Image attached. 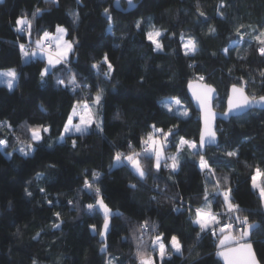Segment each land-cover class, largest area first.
Masks as SVG:
<instances>
[{
	"label": "trees",
	"instance_id": "1",
	"mask_svg": "<svg viewBox=\"0 0 264 264\" xmlns=\"http://www.w3.org/2000/svg\"><path fill=\"white\" fill-rule=\"evenodd\" d=\"M112 1L0 2V69L17 73L12 89L0 85V139L7 140L0 146V264H106L110 258L113 264H138V246L150 253L154 264H221L215 258L219 230L216 235L211 229L201 232L193 221L205 203L206 190L213 211L225 212L222 195L214 190L229 189L231 202L246 210L239 215L258 225L250 241L264 264V204L252 186L255 171L264 173V110L218 121V144L204 154L198 147H180L181 138L197 145L200 127L187 95L190 81L216 87L220 96L215 108L220 111L232 84L250 97L264 95V55L259 51L264 48V0H137L127 13L114 9ZM36 9L41 11L34 18ZM72 13L79 15L78 21ZM21 17L31 21L29 39L18 30ZM57 26L67 30L74 50L42 83L45 58L25 60L20 45L28 41L36 46L45 30L55 33ZM152 29L161 32L162 50H154L147 39ZM181 35L195 41L194 53L183 52ZM105 54L113 65L109 79L103 75L108 71L102 63ZM73 75L81 86L75 91L69 85ZM57 79L64 84L58 85ZM97 85L104 90L100 106L93 105ZM168 99H179L189 114L169 111L164 105ZM84 103L98 113L102 131L94 121L88 132L67 134L61 141L73 106ZM153 125L163 133L172 129L164 152L177 157L175 171L165 167V160L157 171L155 157L143 155L146 145L141 140L154 132ZM29 126L48 127L49 132L41 130L42 140L33 142ZM29 143L36 150L25 156L19 149L27 151ZM117 152L142 153L145 177L139 178L123 157L116 162ZM201 155L209 166L204 170ZM94 171L100 173L95 181ZM85 180L91 191L85 189ZM101 198L111 210L105 253L99 252L98 239L105 219L96 205ZM89 204L95 209L89 210ZM226 219L228 212L221 223ZM145 221L147 229H141ZM160 234L172 253L163 260L152 249V237ZM173 235L180 241L179 253L169 244Z\"/></svg>",
	"mask_w": 264,
	"mask_h": 264
},
{
	"label": "snow or ice",
	"instance_id": "2",
	"mask_svg": "<svg viewBox=\"0 0 264 264\" xmlns=\"http://www.w3.org/2000/svg\"><path fill=\"white\" fill-rule=\"evenodd\" d=\"M79 2V0H78ZM129 4H132V0H129ZM40 9H36L35 12H33V17L35 18V16L37 14L40 13ZM105 14L108 15V9H105ZM201 15H203V13H201ZM73 16V20L74 21H78L79 20V15L77 13H72ZM108 19L111 20V16L108 15ZM140 21H137V28L140 27ZM17 25H20L21 27L18 29L19 31H23V26L27 25V27L30 29L31 28V21L27 20L26 17H21L17 19ZM57 35L55 37H53V39H55L57 41V48L58 51L55 55V57L52 55L51 52H49L48 55V63L49 65H55V64H61L63 63H67V57L69 55V53H71L74 48H73V41H66L63 40L64 35L67 33V30L61 26H57ZM109 31H111V24H109ZM212 31H214V29H212ZM147 39L149 41L152 42V44L155 46L154 50H162V45L160 44L159 40L157 39L158 37L161 36V32L159 30H155V31H148L147 32ZM261 36H264V32L261 33ZM50 37V34L48 32H44L43 34V39L45 41L48 40V38ZM257 39L259 40L260 37H257ZM61 41H63L61 43ZM262 43H264V41H261ZM37 44V48L40 51H44V45L41 43L40 40L36 41ZM24 45L21 44L20 48L21 51L23 52L24 56H29V55H35V52H32L31 54L27 51H24ZM184 48L187 51H195L196 49V45L194 44V42L192 40H188L187 43L184 44ZM259 51L261 52L262 55H264V48H260ZM102 63L107 64L108 67V71L103 73L105 79H109L111 76V73L113 71V65L111 64V62L108 59L107 54L104 55ZM99 64H94L92 65L93 68L98 69L99 68ZM50 69L49 67H45L42 71H41V80L42 83H46V81L44 80V77L49 73ZM99 75V72L97 73ZM0 77H3V83H6L7 87L9 89H12L14 87V82L17 80V73L14 69H9L7 72H2L0 73ZM200 79L202 80L203 77H200ZM57 84H64L63 80L57 79ZM69 85L72 87V89L75 91L76 89L80 88V84L76 82V78L75 75L72 76V78L69 80ZM191 86V85H190ZM85 87H87V85H85ZM98 87V92L95 96V99L93 101V105L94 106H100L101 104V100L103 98V88H99ZM214 90L208 86L206 88V91L203 92L202 94L197 95L196 93H194V95L196 96V99L200 102V105L202 108H207L210 100H211V93ZM233 92H239L240 94V98L234 103L233 102V98L231 96H229L228 99V105H229V113L233 110H237L255 103H258L260 101H264V96L259 98V101H257L255 98L249 99L247 96L244 95L243 92V88H237L235 85H233ZM79 103V102H78ZM172 103L175 104H179L180 101L179 99H175L172 101ZM83 113H78L77 112V108L74 105L73 106V110L72 113L69 114L67 122L64 124V128L63 131L60 134L59 139L61 141H63L65 139V134L66 133H70V132H76V133H80V134H84L86 132H88L89 127L92 125V123L94 121H96V126L97 129H99L100 131H102V126L101 123L97 120V116L98 113L93 112L92 108L89 107V105L87 103L83 104ZM165 107L169 108V111H171V104H166ZM185 115H187V113H184ZM228 113L222 114V115H227ZM79 115V123H73V117ZM215 114L211 113L210 111L206 112V115L204 117V129L201 130L200 133V147L202 148L207 142L211 141L214 142L215 141V131L209 126V120L210 118L214 119ZM3 122H0V127H3ZM8 127L10 128L11 125H8ZM153 129L154 132L149 133L147 139H142L141 143L146 145L147 147L145 148L143 155L145 157L151 158L152 156L155 157V168L158 171L160 169L161 166V158H162V149H163V145L164 143H167V137L168 135L172 132V129H169L168 133H163L162 130L160 129H155V125H153ZM31 132V140L33 142H40L42 140V136H41V130L45 133L49 132V128L48 127H44V126H37V127H30L28 129ZM159 132L161 133L164 137L165 140L163 142H160L158 139L154 138L155 137V133ZM19 139V138H17ZM180 143L181 144H186L191 148H196V142L195 141H186L183 138L180 139ZM7 144V140L5 139H0V146H4ZM76 146V142L73 141V147ZM49 147H51V145H49ZM129 147L131 148L132 145L131 143H129ZM36 149L33 148V145L31 143L28 144L27 146V151L25 150V148L21 147L19 149V151L25 155H31ZM142 153H131L127 156H123L122 153L117 152L115 154L114 160L116 162H121L122 157L124 160L128 161L131 165L132 168L134 169V171L138 174L139 178L143 179L146 175L143 167L140 164L139 159H137V157L141 156ZM228 156H234L236 155L235 152H228L227 153ZM167 159H171L172 163L168 164L167 163ZM200 161H201V169H205L208 168V164L207 161L204 159V156H200ZM178 164L179 161L177 159V157L173 156V157H168L165 158V167H169L171 168L173 171H175L178 168ZM257 174L258 175H264V173H260L259 169H257ZM93 179L94 181L96 179L99 178L100 173L98 172H93L92 173ZM37 178H40V174H37ZM256 177H253V187L258 188L259 189V193H260V199L262 202H264V185H258L256 184ZM219 183V182H217ZM84 186L85 189H88L89 191L92 190V185L88 180H85L84 182ZM130 187L135 188L136 185H130ZM41 192H44V189H40ZM95 193L96 195H99L100 193V189L99 188H95ZM230 189L225 191L223 193L224 196V202L227 206V212H228V219H229V223L227 224H221V222L219 221V219L217 218V214H213L210 211H205L204 209H200L198 208L196 210V219L193 221L194 224H198L200 226L201 232H204L205 230H207L209 228L210 225H219V233H220V237H218L219 239V244L217 245L218 249L219 248H224L226 249L225 251H218L217 255L218 256H222L226 261L227 264H260V262L257 260L256 258V254L253 250L252 247V243L249 242L250 241V234L253 230H255L258 225H256L255 223L253 224H249L248 223V217L247 216H243L241 217L240 215H238V213L242 212V211H246L244 209H241L239 207V205L237 204H233L231 202V195H230ZM25 193L27 196H31L32 193L28 192L27 189H25ZM153 199H155V197H153ZM49 203L51 204V201H49ZM69 203H71V201H69ZM96 203L103 209L104 212V231L101 232V236H104L105 233L107 232L108 228H109V216L111 215V210L107 207L106 204H104L103 199H98L96 201ZM205 204L206 206L209 204L208 198H207V190L205 193ZM87 208L89 210H94L95 206L93 204H89L87 205ZM176 211H180L179 208L176 209ZM119 214V213H117ZM57 217H59V213L56 214ZM236 226V228H238L239 231V236H233L231 234L233 226ZM54 227H59V224L53 225ZM148 226V222L145 221L144 224H142L140 227L141 229H146ZM93 228H95V226H92ZM216 228L212 229V234L216 235ZM39 235V234H38ZM199 236V234H197ZM241 241H245L243 243H241ZM235 242L238 244V247H230V245ZM142 243V241H141ZM169 244L171 246L172 249H174L176 252H181V244L180 241L178 240L177 236L173 235L171 236V239L169 241ZM152 245H153V251H157L159 252V256L161 258V260L164 259L165 256L170 257L171 256V252L168 251V245H166L164 243V236L163 234H160L156 237H154V239L152 240ZM104 249H102L103 251ZM137 256L140 258V264H154V260L152 259V257H145L144 253L140 250V247L138 246L137 249ZM113 260L114 258H110L107 260L106 264H113ZM33 264H35V261H33Z\"/></svg>",
	"mask_w": 264,
	"mask_h": 264
},
{
	"label": "water",
	"instance_id": "3",
	"mask_svg": "<svg viewBox=\"0 0 264 264\" xmlns=\"http://www.w3.org/2000/svg\"><path fill=\"white\" fill-rule=\"evenodd\" d=\"M3 1L4 0H0V2H3ZM122 2H124V5L122 4ZM137 3H138L137 0H132L131 5L129 4V0H113L112 6L114 9H116L118 11H121L123 13H127V12L133 10L136 7ZM233 85H235L238 89L243 88V87L236 85V84H232L229 86L228 91H227V95H226V99H225V107H224V110H222V111L215 108V102H216V100H218V98L220 96L216 87H214L213 85H209L207 83L198 81V80L190 81L186 86L188 98H189L193 108L195 109V111L199 115L200 127H199V133H198V137H197V147H198V151L201 154H204L208 147L216 146L218 144L219 137H218V133L216 131L218 121L228 122L230 120V118L241 116L244 113L249 112L253 109L264 110V101H260V102L255 103V104H252V105H249V106L237 109V110H233L229 113V105H228L229 96H231L233 98L234 103L240 98L239 92H233ZM208 86H210L214 91L210 94L211 100H210L208 107L202 108L200 105V102L196 99V96L194 95V93H196L197 95L202 94L203 92L206 91V88ZM243 92H244V95L247 96L249 99L255 98L257 101H259L260 97L264 96V95H262V96H258V97H250L244 88H243ZM207 111H210L211 113L215 114L214 119L210 118L209 126L215 131L216 135H215V141L214 142L209 141L201 148L200 143H199L200 142V133H201V130L204 129V117H205ZM225 113H228V114L222 115ZM103 226H104V221L102 222V224L100 226L99 235H98L99 242L102 243V245L99 249L100 253H105L107 250V236L111 230V218L110 217H109V228H108L107 232L105 233V235L101 236V232L104 231ZM231 234L234 236V234L232 232H231ZM243 242H245V241H241V243H243ZM249 242H251V241H249ZM218 244H219V241H218L217 245ZM230 247H238V244L233 242L230 245ZM252 247H253V244H252ZM102 249H104V250L102 251ZM225 250L226 249H224V248L218 249V247H217V250L215 252V258L218 259L221 264H227V261L222 256H218L217 252L218 251H225ZM253 250H254V248H253ZM254 252H255V250H254ZM256 258H257V256H256ZM257 260H258V258H257Z\"/></svg>",
	"mask_w": 264,
	"mask_h": 264
},
{
	"label": "rangeland",
	"instance_id": "4",
	"mask_svg": "<svg viewBox=\"0 0 264 264\" xmlns=\"http://www.w3.org/2000/svg\"><path fill=\"white\" fill-rule=\"evenodd\" d=\"M20 26V25H19ZM26 26V32H25V34H26V36H27V38L29 39V33H30V29L27 27V25H25ZM21 27V26H20ZM19 27V28H20ZM156 29H152L151 31H155ZM42 38L41 39H39L40 41H41V43H43V34H42V36H41ZM52 37H55V35L53 34V36ZM158 40H159V37L157 38ZM180 39H181V47H182V50H183V52L184 53H186V54H192V53H194L196 50H197V46H196V49H195V51H187L185 48H184V44L185 43H187V41L188 40H192L193 42H194V44H195V41L193 40V39H191V38H188V37H185L184 35H181V37H180ZM53 44H54V52L52 53V55L54 56L56 53H55V48H56V42H55V39H53ZM196 45V44H195ZM37 47V46H36ZM154 48H155V46H154ZM37 51V52H40V53H42L43 54V56H44V58H46V65H45V67L47 66V67H49V69L51 68V65H49V63H48V55H49V53H46L45 51H40L38 48H35L34 49V51ZM30 53V52H29ZM32 56H34V55H32ZM25 57V59L26 60H28L30 57H31V55H29V56H24ZM10 69H13V68H10ZM9 69H0V73H2V72H7ZM15 70V69H14ZM3 77H0V85H4V86H6L7 87V85H6V83H3L2 81H3ZM16 82V81H15ZM15 82H14V85H15ZM8 88V87H7ZM173 100H175V99H168V100H165L164 101V105H166V104H171V110L172 111H174V112H176V113H178L179 115H181V116H187L188 114H189V112H188V109L184 106V104L182 103V102H180L179 104H175V103H172V101ZM166 108H168V107H166ZM169 109V108H168ZM77 112L78 113H83V111H81L80 109H77ZM187 113V115H185L184 113ZM76 121H74L73 123H79V115H77L76 116ZM90 128V127H89ZM71 133H76V132H70V133H66L65 135H67V134H71ZM154 138H156V139H158L160 142H163L164 140H165V137L163 136V135H155V137ZM184 140H186V139H184ZM186 141H191V140H186ZM169 144V138L167 137V143H164V145H163V149H162V158H161V161L162 160H165V158H168V157H173L174 155H170V154H166L165 152H164V146H167ZM184 144H181L180 143V147L181 146H183ZM147 147V146H146ZM145 147V148H146ZM145 148H143V150H145ZM193 149H196V148H193ZM137 159H139V157H137ZM126 161V160H125ZM128 164H129V166L131 167V169L134 171V169L132 168V165L128 162V161H126ZM206 169V168H205ZM204 170V169H203ZM135 172V171H134ZM210 172V175L212 176V171L210 170L209 171ZM256 177V184H258V185H264L263 184V182H262V177H261V175H258L257 174V170L255 171V174L253 175V177ZM253 177H252V185H253ZM255 188V187H254ZM256 189V191L257 192H259V189L258 188H255ZM219 191V190H218ZM220 192V191H219ZM221 192L222 193H224L225 191L224 190H221ZM260 194V193H259ZM207 198H208V196H207ZM208 199H210V198H208ZM210 200H213V199H210ZM263 204H264V202H263ZM96 205H97V208H98V210L104 215V212H103V209L96 203ZM204 205H205V203H204ZM224 206L226 207V205L224 204ZM201 209V208H200ZM202 209H204V208H202ZM205 211H210L211 213H213V214H217V218L219 219V221L221 222V220H222V215H223V213H225V212H227V209L225 210V212L224 211H222V212H220V211H213V209H212V205H211V203L209 202V204H208V208L207 209H204ZM238 215H239V213H238ZM197 218V217H196ZM227 220L228 219H226L224 222H222L221 224H226V222H227ZM213 228H217L218 230H219V225H210L209 226V230L211 229H213ZM207 229V230H208ZM237 234H238V236H239V232H237ZM237 236V237H238ZM153 239H154V237H152ZM153 246V245H152ZM153 249V248H152ZM157 253H158V255H159V252H158V249H157V251H156ZM144 255H145V257H152L151 255H150V253H148V252H144ZM152 259H153V257H152ZM138 264H140V259L138 260Z\"/></svg>",
	"mask_w": 264,
	"mask_h": 264
},
{
	"label": "built area",
	"instance_id": "5",
	"mask_svg": "<svg viewBox=\"0 0 264 264\" xmlns=\"http://www.w3.org/2000/svg\"><path fill=\"white\" fill-rule=\"evenodd\" d=\"M26 30V26L24 25L23 26V31H20V33L21 34H25V31ZM44 32H48L49 34H50V37L48 38V40L47 41H45L44 39H43V45H44V51L46 52V53H49V52H51V53H53L54 51V44H53V34L54 33H52V32H50L49 30H45ZM44 32H43V34H44ZM26 35V34H25ZM21 44H23L25 47H24V51H27V52H31V51H33L35 48H37L36 46H34L33 44H31L30 42H25V43H21ZM63 63V62H62ZM63 64H65V63H63ZM227 223H229V219L227 220V222H226V224ZM147 229V228H146ZM232 231H236V232H239L240 230L238 229V228H236V226L234 225L233 226V229H232ZM139 236H142V234L140 233L139 234Z\"/></svg>",
	"mask_w": 264,
	"mask_h": 264
},
{
	"label": "crops",
	"instance_id": "6",
	"mask_svg": "<svg viewBox=\"0 0 264 264\" xmlns=\"http://www.w3.org/2000/svg\"><path fill=\"white\" fill-rule=\"evenodd\" d=\"M54 35L56 36L57 35V31H55V33H54ZM42 38V37H41ZM40 38V39H41ZM63 40H66V41H69L67 38H66V34L64 35V37H63ZM55 42H56V48H55V53H57V51H58V48H57V41L55 40ZM63 41H61V43H62ZM36 46H37V44H36ZM32 52H35V55L34 56H32L31 55V57L30 58H37V57H42V58H44V56H43V54L42 53H40V52H37L36 50L34 51H31L30 52V54L32 53ZM56 55V54H55ZM55 55H54V57H55ZM71 55V53H69V55H68V57L67 58H69V56ZM25 58V57H24ZM26 60V59H25ZM45 60H46V58H45ZM55 65H57V64H55ZM55 65H51V68L53 67V66H55ZM50 68V69H51ZM76 106V108L77 109H80L81 111H83V104H79V105H75ZM73 110V109H72ZM71 113H72V111H71ZM76 116H74L73 117V122L74 121H76ZM184 145H186V144H184ZM191 148V147H190ZM191 149H193V148H191ZM194 150V149H193ZM199 165H200V168H201V161L199 160ZM202 170V169H201ZM253 186V185H252ZM254 188V187H253ZM217 192H219L218 190H214V194H216ZM259 193V192H258ZM219 194H221L222 195V198H223V200H224V196H223V193L220 191L219 192ZM209 198H211L210 196H209ZM209 201H210V199H208ZM225 203V202H224ZM226 205V204H225ZM202 208H204V209H207L208 208V205L206 206V204L204 205L203 204V206L201 207V209ZM226 209H227V206H226ZM174 250V249H173ZM175 251V250H174Z\"/></svg>",
	"mask_w": 264,
	"mask_h": 264
}]
</instances>
